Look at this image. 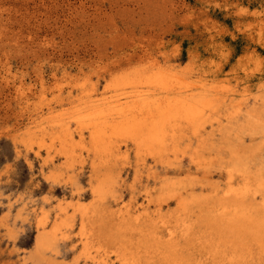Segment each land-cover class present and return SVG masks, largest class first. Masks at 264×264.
Returning a JSON list of instances; mask_svg holds the SVG:
<instances>
[{
  "label": "bare ground",
  "instance_id": "bare-ground-1",
  "mask_svg": "<svg viewBox=\"0 0 264 264\" xmlns=\"http://www.w3.org/2000/svg\"><path fill=\"white\" fill-rule=\"evenodd\" d=\"M192 74L150 64L116 76L101 97L93 85L79 84L48 123L22 136L23 144L37 141L39 150H51V163L56 157L61 167L90 164L87 202L59 203L53 214L41 208L34 242L39 264H60L57 244L74 231L81 250L73 264H264V159L230 145L241 135L264 140V110L228 100L233 88L210 70ZM259 100L264 105V93L253 97ZM224 152L229 162L217 173L222 186L199 181L197 193L160 176L161 167L183 156L210 175ZM119 161L136 176L146 173L141 202H116L125 184ZM78 174L66 182L77 194ZM138 179L127 187L133 194Z\"/></svg>",
  "mask_w": 264,
  "mask_h": 264
},
{
  "label": "rangeland",
  "instance_id": "rangeland-1",
  "mask_svg": "<svg viewBox=\"0 0 264 264\" xmlns=\"http://www.w3.org/2000/svg\"><path fill=\"white\" fill-rule=\"evenodd\" d=\"M154 63L191 70L193 77L210 70L233 88L228 100L262 112L253 97L264 93V0H0V264H39L34 242L41 208L53 214L59 203L90 197L87 160L61 167L56 157L51 163V150H39L37 141L23 144L22 136L48 123L79 84L100 95L116 76ZM241 136L230 145L264 159L262 135ZM221 157L210 175L196 172L186 156L159 173L198 193L199 181L224 184L217 173L229 158ZM115 167L125 182L116 202H141L146 173L138 175L133 194L127 187L138 176L124 161ZM71 174H78L80 195L66 183ZM114 204L108 206L115 210ZM76 234L58 242L56 263H74L81 250Z\"/></svg>",
  "mask_w": 264,
  "mask_h": 264
}]
</instances>
